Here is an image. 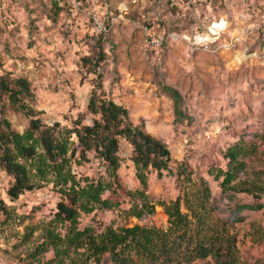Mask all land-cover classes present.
<instances>
[{
	"label": "rangeland",
	"instance_id": "1",
	"mask_svg": "<svg viewBox=\"0 0 264 264\" xmlns=\"http://www.w3.org/2000/svg\"><path fill=\"white\" fill-rule=\"evenodd\" d=\"M220 19L227 28L208 48L190 49L182 40V35L206 33ZM151 32L164 36L165 42L156 48L146 45ZM99 48L105 57L97 65ZM5 72L30 81L35 93L31 105L41 119L66 127L79 116L90 123L87 100L100 73L104 94L170 150L171 171L161 176L153 172L148 178L153 214L140 219L126 214L131 207L128 193L142 187L124 142L119 187L103 195L119 206L82 215L81 227L100 231L107 225H141L165 230L168 216L157 203L179 198L182 212H187L185 207L198 210V191L207 185L211 197L204 208L214 222L225 223L235 234L238 264H264V242L249 235L251 224L264 229V196L222 193L220 180L209 174L211 168L225 169V150L240 140L256 146L245 158L250 178L252 171L264 172V0H0V75ZM165 87L180 93L181 115L175 114ZM5 116L16 131L28 126L29 119L7 104ZM89 159L74 168L77 176L106 177L92 154ZM10 183L0 171V199L23 223L0 226V264H23L21 248L12 245L24 225L53 216L60 196L48 186L11 203ZM259 203L260 210L242 207ZM44 256L50 258L51 253ZM105 263L110 264L108 257Z\"/></svg>",
	"mask_w": 264,
	"mask_h": 264
},
{
	"label": "trees",
	"instance_id": "2",
	"mask_svg": "<svg viewBox=\"0 0 264 264\" xmlns=\"http://www.w3.org/2000/svg\"><path fill=\"white\" fill-rule=\"evenodd\" d=\"M98 55L97 65L105 57L101 48ZM96 75L86 106L90 123L85 124L79 116L70 127L59 122L49 124L37 115L31 105L35 93L27 78L11 72L0 75V171L11 178L9 201L14 203L24 193L48 186L60 196L50 219L23 226L17 243L12 245L14 249L21 248L20 261L106 264L108 257L110 264H238L240 251L235 234L229 232L225 223L214 222L204 208V202L211 197L207 185L198 191V210L185 207L187 212H182L179 198L157 203L168 216L165 230L107 225L96 231L91 225L80 226L82 215L119 206L103 195L114 194L119 187L122 143L130 148L134 174L142 187L128 193L131 207L127 216L140 219L155 212V204L149 202L146 193L149 175L170 172L172 162L167 145L133 124L128 110L104 94L101 75ZM165 90L173 100L175 114L181 115L180 93L174 88ZM6 104L29 119L22 132L14 130L5 116ZM255 152V144L240 140L225 150V169H209L214 181L220 180L222 193H245L254 199L264 196V172L252 171V178L247 173L245 158ZM90 154L104 168L106 177L77 176L74 168L89 162ZM179 167L181 172L182 164ZM242 207L260 210L263 206L259 203ZM21 223L15 209L0 199V226ZM249 235L253 241L264 242V229L260 226L251 224ZM49 252L50 258H46L44 255Z\"/></svg>",
	"mask_w": 264,
	"mask_h": 264
},
{
	"label": "built area",
	"instance_id": "3",
	"mask_svg": "<svg viewBox=\"0 0 264 264\" xmlns=\"http://www.w3.org/2000/svg\"><path fill=\"white\" fill-rule=\"evenodd\" d=\"M227 28V23L224 19H220L218 22L212 23L211 26L208 28V31L206 33H196L193 36L188 35H182V40L186 41L190 49L197 48L199 46H203L204 48H208L213 43V39H217L216 36H218L221 32H224ZM166 38L164 36L156 33L151 32L146 34V37L144 39V43L148 46L152 47H159L165 42ZM238 40L232 44L233 46L237 45Z\"/></svg>",
	"mask_w": 264,
	"mask_h": 264
},
{
	"label": "crops",
	"instance_id": "4",
	"mask_svg": "<svg viewBox=\"0 0 264 264\" xmlns=\"http://www.w3.org/2000/svg\"><path fill=\"white\" fill-rule=\"evenodd\" d=\"M241 259L243 260V256L241 257ZM248 261H250V260H248Z\"/></svg>",
	"mask_w": 264,
	"mask_h": 264
}]
</instances>
